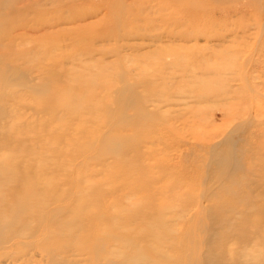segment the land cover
I'll use <instances>...</instances> for the list:
<instances>
[{
	"label": "rangeland",
	"instance_id": "374dc122",
	"mask_svg": "<svg viewBox=\"0 0 264 264\" xmlns=\"http://www.w3.org/2000/svg\"><path fill=\"white\" fill-rule=\"evenodd\" d=\"M37 1L0 0V194L106 241L48 220L0 264H264V0Z\"/></svg>",
	"mask_w": 264,
	"mask_h": 264
},
{
	"label": "bare ground",
	"instance_id": "6f19581e",
	"mask_svg": "<svg viewBox=\"0 0 264 264\" xmlns=\"http://www.w3.org/2000/svg\"><path fill=\"white\" fill-rule=\"evenodd\" d=\"M15 1H17L20 4L22 3L21 6L15 7L18 10H19L20 7H23L25 9V8L30 7V6H33L35 3L38 2L37 0H15ZM14 4H16V3H14ZM202 6H204V5L202 4ZM185 8H186V6H185ZM139 95L135 94V93H131V95H128V97L126 98V103L130 104L131 106L136 104L138 106V108L140 107L138 109V111H139L138 117L147 118L149 116V113L144 112L145 111L144 108L147 107L149 105V103H148V101L146 102V97L139 96ZM191 95L192 96H196L197 98H203L204 96L207 95V93H205L203 91H198L197 94L196 93H191L190 96H185V98L188 99L189 97H191ZM155 98H157V97H155ZM155 98H153L150 101H155ZM171 101L172 100H170V98H169L165 102L168 105L169 103H171ZM187 101H189V100H187ZM142 105H144V106H142ZM152 106L154 108L157 107L156 104H153ZM124 118H125V116H124ZM126 119H128V116H126ZM169 127H170V125H169ZM218 145H219V143L216 144L212 148V150H213V152H215L214 158L217 157L218 159H220V158H222V153L223 152H220L218 150ZM236 150L237 149L234 148L233 150H229L228 151V158L226 160H228L229 165H231V163L233 164V162H231L232 160H230V159L233 158V156L235 155ZM215 162H216V160H215ZM219 168H221V167H219ZM13 194L15 195L16 192H12L11 191L10 195H13ZM18 195H20L19 192H18ZM37 195H40V193L37 192ZM33 196L34 195H31V194L27 195L26 197H27L28 200L26 201V203L24 204V203L18 202L20 204L15 209V205L12 202L8 201V198L10 197L9 194H6V195L5 194H0V207H3L2 210L0 211V248L5 247V246H10L11 244L12 245H16L19 242H22V240L25 237L27 239L29 236H33V235H30V234H36L38 229H40L43 225H45L48 220L51 221L52 224L53 223L56 224L57 229L53 230V231H50V225L48 224L46 226V231H47L46 232V236L47 237L51 236V233L53 235H55V236H58L60 234L62 236L63 232H65L66 229H68L67 232L74 229L75 232L77 233V236L79 237V235H80L82 237V239H81L82 241H84L85 237L89 238V240L87 239L88 241L86 243V248L89 249V251L92 250V249L93 250H97L96 248H100L101 246H103V247L105 246L106 238L104 237V233H100V235H95V234H93L91 232L90 226H93V224H95V221L92 220V217H90L88 219V222L87 221L86 222H77V221H75L73 219L70 222L69 226H68L67 225L68 221H63V220L57 219V214L59 213L57 211H59L60 209L56 208V212L57 213L54 214L53 218H51V217L50 218H46L45 216H41V218L38 217L39 219L35 218L33 216V210L35 209V207H37L41 203L45 202V199H37L36 201H31L30 202L31 197H33ZM11 197H13V196H11ZM12 211H13V213L11 214V216L7 217ZM182 211H183V209H182ZM84 216H86V215H84ZM86 217H88V216H86ZM34 221H36L35 224L37 225L36 226L34 224L35 227L33 226V222ZM224 222H225V219H224ZM19 224L21 226H19ZM16 225H18V228H15ZM35 230H37V231L35 232ZM56 234H58V235H56ZM81 234H83V235H81ZM83 236H84V238H83ZM81 237H79V239H78L79 241H81L80 240ZM78 240H77V242H78V245H79V241ZM48 248H49V246H48ZM52 249H54V248H52ZM52 249H50V250H52ZM190 256H192V255H190ZM194 257H196V254H195ZM197 261H200L201 264H219L220 258L219 257L210 258L209 256H205V257L202 256V257H198L196 259V263H197ZM236 263H238V262L234 261V263H232V264H236Z\"/></svg>",
	"mask_w": 264,
	"mask_h": 264
}]
</instances>
